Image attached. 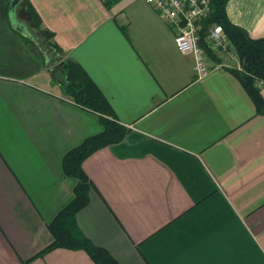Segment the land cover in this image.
Returning <instances> with one entry per match:
<instances>
[{
	"label": "crops",
	"instance_id": "1",
	"mask_svg": "<svg viewBox=\"0 0 264 264\" xmlns=\"http://www.w3.org/2000/svg\"><path fill=\"white\" fill-rule=\"evenodd\" d=\"M27 8L42 44L13 25L30 22ZM225 8L264 36V0ZM11 15L0 0V264H95L83 249L41 253L73 197L62 157L103 129L62 94L67 59L127 128L83 161L92 186L75 216L81 234L119 264H264V115L229 70L232 47L233 66L196 80L173 25L145 0H23Z\"/></svg>",
	"mask_w": 264,
	"mask_h": 264
},
{
	"label": "trees",
	"instance_id": "2",
	"mask_svg": "<svg viewBox=\"0 0 264 264\" xmlns=\"http://www.w3.org/2000/svg\"><path fill=\"white\" fill-rule=\"evenodd\" d=\"M227 1L209 0L210 12L199 22V44L212 59L222 60L218 53L208 45L206 40L210 25H222L225 35L232 44L233 52L241 65V69L233 67L229 70L239 79L252 98L256 111L264 115V100L256 83L257 79H264V36L251 37L245 28L232 23L226 13ZM22 3L23 0H20L17 7H20ZM27 11L30 16L29 23L25 20L27 26L32 25L39 30L34 12L30 8H27ZM260 27L261 29L256 31L255 34L264 33L263 20L260 23ZM41 31L44 37L43 47H45L43 53L48 56V54L50 55L48 47L53 45L47 39L49 32ZM36 36L42 44V36L37 32ZM59 84L64 96L74 103L99 114L103 129L88 136L63 155L61 160L62 171L66 176L75 179L73 197L48 223L47 227L53 240L41 253L52 248L83 249L95 264H119L104 248L94 245L81 234L76 225L75 216L77 211L88 203L89 190L92 186L83 169V161L96 150L122 140L127 128L108 118V115L111 116V108L106 98L75 61L67 59L64 62L63 75Z\"/></svg>",
	"mask_w": 264,
	"mask_h": 264
},
{
	"label": "built area",
	"instance_id": "3",
	"mask_svg": "<svg viewBox=\"0 0 264 264\" xmlns=\"http://www.w3.org/2000/svg\"><path fill=\"white\" fill-rule=\"evenodd\" d=\"M174 27V42L183 54H190L193 58L192 70L195 79L205 77L215 67L226 66L225 62L214 63L208 59L206 51L198 44L199 35L197 21L210 12L209 0H145ZM207 40L209 46L217 49L228 59L233 57L232 44L224 34L220 24H213L208 28ZM239 62L237 63V66ZM264 100V79H258Z\"/></svg>",
	"mask_w": 264,
	"mask_h": 264
},
{
	"label": "water",
	"instance_id": "4",
	"mask_svg": "<svg viewBox=\"0 0 264 264\" xmlns=\"http://www.w3.org/2000/svg\"><path fill=\"white\" fill-rule=\"evenodd\" d=\"M7 1L9 3V11L12 14L11 17H13L14 16V12L16 11L20 0H7ZM13 25H14L15 28H17V30L19 32L23 33L26 36H31L32 38H34L36 36L35 34L31 35V33H29L30 31L28 32V30H27L28 26H27V24L24 21L21 22V23H19V22L16 23L15 22Z\"/></svg>",
	"mask_w": 264,
	"mask_h": 264
},
{
	"label": "rangeland",
	"instance_id": "5",
	"mask_svg": "<svg viewBox=\"0 0 264 264\" xmlns=\"http://www.w3.org/2000/svg\"><path fill=\"white\" fill-rule=\"evenodd\" d=\"M201 20V19H200ZM200 20H198L196 23H197V27H198V35H199V27H200V24H199V22H200ZM232 22V21H231ZM263 22H264V18H263ZM233 23V22H232ZM235 24V23H234ZM213 25V24H212ZM237 25V24H236ZM211 26V25H210ZM222 26V25H221ZM240 26V25H239ZM242 27V26H241ZM223 28V27H222ZM244 28V27H243ZM224 31V30H223ZM247 31V30H246ZM32 32V31H31ZM36 34V32H33V34ZM224 34H225V32H224ZM207 35H208V31H207ZM207 35H206V40H207ZM227 37V36H226ZM37 41V40H36ZM40 41H37V43H39ZM199 42H200V35H199V41H198V44H199ZM207 42H208V40H207ZM200 45V44H199ZM208 45H209V43H208ZM202 47V46H201ZM203 48V47H202ZM204 49V48H203ZM213 49V48H212ZM205 50V49H204ZM214 51H216L217 53H219L220 55H221V53L217 50V49H213ZM188 55H190V54H188ZM207 57H208V59H210V56L209 55H207ZM225 58V60H226V66H233V64L231 63V61H233V60H236V58H235V56H234V58L233 57H231L230 59H228L225 55H223L222 56V59H224ZM192 60H193V58H192ZM229 60V61H228ZM238 63V60H236V64ZM235 64V65H236ZM192 65H193V63H192ZM237 68L238 69H241V65L239 64L238 66H237ZM202 79V78H201ZM197 80H200V79H197ZM258 80V79H257ZM257 80H256V83H257ZM261 95H262V93H261Z\"/></svg>",
	"mask_w": 264,
	"mask_h": 264
}]
</instances>
